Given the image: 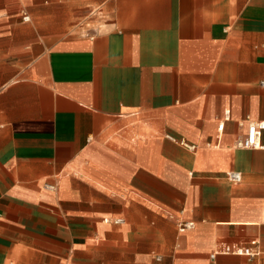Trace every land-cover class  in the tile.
<instances>
[{
  "label": "crops",
  "instance_id": "crops-1",
  "mask_svg": "<svg viewBox=\"0 0 264 264\" xmlns=\"http://www.w3.org/2000/svg\"><path fill=\"white\" fill-rule=\"evenodd\" d=\"M263 76L264 0H0V264H264Z\"/></svg>",
  "mask_w": 264,
  "mask_h": 264
},
{
  "label": "built area",
  "instance_id": "built-area-1",
  "mask_svg": "<svg viewBox=\"0 0 264 264\" xmlns=\"http://www.w3.org/2000/svg\"><path fill=\"white\" fill-rule=\"evenodd\" d=\"M22 18L24 21H29L30 14L26 11H22ZM88 35V33H86ZM260 85L264 88V76L260 80ZM229 118V113L225 119L221 120L219 123V131H223L225 126V121ZM247 123V130L246 132L240 136L235 146L241 149H264L263 143V133H264V120H245L240 122V124ZM167 137L179 143L180 145L188 148L191 151H195L197 149V145L188 143L185 139H177L171 135H167ZM227 178L231 182H240L242 180V172L239 170H230L227 172ZM43 187L46 190L55 192L58 189L56 183L45 182ZM263 219H264V206H263ZM106 223H113V224H123L125 222L124 217H105L103 219ZM264 221V220H263ZM196 223L193 220H183L179 224V230L181 232H185L188 230H192L195 228ZM218 255H236V256H245L249 258L260 257L264 255V245L261 241L257 238L250 240L247 244H239V243H228V242H221L219 243L216 248L212 251L210 257L214 260Z\"/></svg>",
  "mask_w": 264,
  "mask_h": 264
},
{
  "label": "rangeland",
  "instance_id": "rangeland-1",
  "mask_svg": "<svg viewBox=\"0 0 264 264\" xmlns=\"http://www.w3.org/2000/svg\"><path fill=\"white\" fill-rule=\"evenodd\" d=\"M102 7L103 6L96 5L95 9H94L95 12L93 13V16L95 18H99L100 21L94 22L93 20L95 18L87 19V20L82 22V23H84L83 25H82V23H79L77 27H79L81 31H84V33H86L88 29L95 28L96 26L98 27V25H100V23H104L103 20L107 16V10H106V8H102ZM88 24H89V27L87 26ZM82 27H84V28H82Z\"/></svg>",
  "mask_w": 264,
  "mask_h": 264
}]
</instances>
